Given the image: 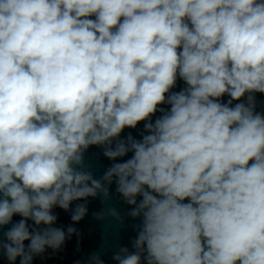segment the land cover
<instances>
[{"label": "clouds", "instance_id": "9594fccd", "mask_svg": "<svg viewBox=\"0 0 264 264\" xmlns=\"http://www.w3.org/2000/svg\"><path fill=\"white\" fill-rule=\"evenodd\" d=\"M255 93L264 0H0V255L61 250L79 234L54 209L78 223L88 208L73 202L106 200L115 183L140 219L117 264H264ZM140 122L141 139L121 138ZM91 146L114 161L99 179Z\"/></svg>", "mask_w": 264, "mask_h": 264}, {"label": "water", "instance_id": "95a60500", "mask_svg": "<svg viewBox=\"0 0 264 264\" xmlns=\"http://www.w3.org/2000/svg\"><path fill=\"white\" fill-rule=\"evenodd\" d=\"M94 19V17H92ZM186 85L182 80H177L176 87L172 91H180ZM256 111L264 114V93H255ZM230 97L225 95L222 102L226 103ZM247 102V97L241 98L240 101H233V106L236 103ZM165 110L170 106L161 105ZM162 115L157 112L152 121ZM144 123L140 122L135 129L126 128L121 133V138H126L131 134L136 139H141L144 132ZM131 153L127 156L118 159L115 162H122L130 158ZM114 161L109 160L103 155V149L98 146H91L84 156V166L86 170L91 171L95 178L99 179L104 172ZM251 163V162H250ZM139 199V198H138ZM187 202V201H185ZM77 203L87 204V214L78 223H73L71 220V211H64L60 208H55L54 213L58 216L56 226L66 228L71 225L77 230V234H73L67 239L64 246L59 251L48 249L42 257H36L33 264H89V259L94 253H98L104 264H117L113 260V255L119 252L121 247H127L129 251H134L132 241L136 238L140 224L139 218H132L128 215L132 206L126 204L120 194L116 192V185L113 183L110 186V196L104 199L103 196L96 198H88L87 201L73 202L72 208H75ZM108 208H114L120 214L122 219L117 220L111 216L105 215L103 219H97L94 214L105 212ZM21 219L19 216H14L13 222ZM31 224L32 222L29 221ZM9 226H5L0 230V238H3V231H7ZM27 243V242H26ZM0 264H9L7 258L0 255ZM19 264V258L16 261ZM143 264V262H142Z\"/></svg>", "mask_w": 264, "mask_h": 264}]
</instances>
